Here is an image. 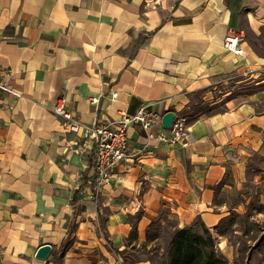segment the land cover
Masks as SVG:
<instances>
[{
	"label": "crops",
	"instance_id": "0c3cea01",
	"mask_svg": "<svg viewBox=\"0 0 264 264\" xmlns=\"http://www.w3.org/2000/svg\"><path fill=\"white\" fill-rule=\"evenodd\" d=\"M228 28L243 54L223 48ZM0 78V264H52L70 222L62 264H128L116 250L152 246L158 215L198 216L225 264L264 260V0H0ZM57 94L82 122L173 110L184 141L130 126L133 161L95 190L91 144L61 131Z\"/></svg>",
	"mask_w": 264,
	"mask_h": 264
},
{
	"label": "built area",
	"instance_id": "2783aa9c",
	"mask_svg": "<svg viewBox=\"0 0 264 264\" xmlns=\"http://www.w3.org/2000/svg\"><path fill=\"white\" fill-rule=\"evenodd\" d=\"M240 41L241 34L228 28L223 35L222 46L228 52L241 55L243 48ZM0 91H11L8 82L2 78H0ZM110 95L114 96L115 92H111ZM95 99L91 97L89 100L95 102ZM51 111L58 118L62 132L77 134L78 141L91 144V167L95 190L108 181L117 165L126 166L133 161V153L126 148L127 130L130 126H139L147 142L154 140L167 144L182 143L185 138L186 119L184 116L174 113L170 125L163 127L160 124V114L146 104L140 105L133 113L120 110L114 121H100L94 118L90 122H82L66 106L65 97L57 94L52 100ZM76 140L74 143L77 145Z\"/></svg>",
	"mask_w": 264,
	"mask_h": 264
},
{
	"label": "trees",
	"instance_id": "16d2710c",
	"mask_svg": "<svg viewBox=\"0 0 264 264\" xmlns=\"http://www.w3.org/2000/svg\"><path fill=\"white\" fill-rule=\"evenodd\" d=\"M212 106V107H211ZM208 107L210 111H218L219 108L212 109L216 105H211ZM212 110H211V109ZM221 109V108H220ZM194 115L188 118L190 121ZM159 215L150 218V221L145 230V240L150 241L156 239L159 236L157 231L159 226ZM172 222L167 220L165 227ZM72 225L70 222L67 228L66 236L60 243L57 249H52L53 259L52 264H62L61 258L64 251L69 247L72 241ZM165 229V228H164ZM167 237L162 246L154 245L150 246L147 251L153 254L141 256L138 254L127 253L123 250H116L122 256V260L128 264H132L135 260L140 258H145L149 260L150 264H225L226 260L221 252L215 247L214 238L212 237L207 226L204 225L202 220L196 216L194 219L183 226H175L168 228ZM166 230V229H165ZM135 236V225L132 224L128 237ZM161 247L159 255L156 253L157 249Z\"/></svg>",
	"mask_w": 264,
	"mask_h": 264
},
{
	"label": "rangeland",
	"instance_id": "374dc122",
	"mask_svg": "<svg viewBox=\"0 0 264 264\" xmlns=\"http://www.w3.org/2000/svg\"><path fill=\"white\" fill-rule=\"evenodd\" d=\"M229 82H227V84H228ZM241 89H243L242 87H238V88H236L235 87V85H234V92H236V91H241ZM194 106H197L196 108H195V110H199V112H202V111H207L208 110V105H207V103L206 102H204V101H202V100H199V101H197L196 102V104L194 105ZM222 103L220 104V105H216L215 107H213L212 109H215V108H222ZM212 107V106H211ZM211 109V108H210ZM211 109V110H212ZM194 110V109H193ZM194 110V111H195ZM191 112H192V109L189 111V113L188 114H191ZM190 117H191V115H190ZM166 223V222H165ZM165 223L163 224V227H161V226H158V229H157V231L159 232V236L156 238V239H153V242H154V244L152 245V246H154V245H160V246H162L163 244H164V241H165V239H166V237H167V234H168V228H166L165 227ZM252 225H250L249 227H251ZM166 230H165V229ZM145 251H147V249L146 248H142V249H140V251L138 252L141 256H144V255H149V254H151L152 252H153V250H152V252H146L145 254H144V252ZM156 253L159 255V252H158V249H157V251H156ZM153 254V253H152ZM246 261H247V264H264V260H232L229 264H244V262L246 263Z\"/></svg>",
	"mask_w": 264,
	"mask_h": 264
},
{
	"label": "water",
	"instance_id": "95a60500",
	"mask_svg": "<svg viewBox=\"0 0 264 264\" xmlns=\"http://www.w3.org/2000/svg\"><path fill=\"white\" fill-rule=\"evenodd\" d=\"M173 115H174L173 110L164 111L160 116V124L163 127H168L170 125V121ZM49 249H50V245L48 243H42L36 248L34 252V256L38 258H43L49 252Z\"/></svg>",
	"mask_w": 264,
	"mask_h": 264
}]
</instances>
